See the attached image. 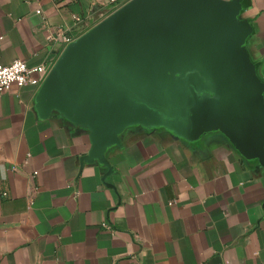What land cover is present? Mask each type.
Segmentation results:
<instances>
[{
  "label": "crops",
  "instance_id": "0c3cea01",
  "mask_svg": "<svg viewBox=\"0 0 264 264\" xmlns=\"http://www.w3.org/2000/svg\"><path fill=\"white\" fill-rule=\"evenodd\" d=\"M127 1L0 0V65L20 58L50 70L63 37ZM242 14L264 81V0ZM41 84L0 97V264H264L257 159L221 131L188 141L138 125L108 149L110 166L88 161L89 130L45 114Z\"/></svg>",
  "mask_w": 264,
  "mask_h": 264
},
{
  "label": "water",
  "instance_id": "95a60500",
  "mask_svg": "<svg viewBox=\"0 0 264 264\" xmlns=\"http://www.w3.org/2000/svg\"><path fill=\"white\" fill-rule=\"evenodd\" d=\"M249 0H129L68 43L38 100L90 132L86 159L132 126L197 141L221 131L264 168V81L247 49Z\"/></svg>",
  "mask_w": 264,
  "mask_h": 264
},
{
  "label": "built area",
  "instance_id": "2783aa9c",
  "mask_svg": "<svg viewBox=\"0 0 264 264\" xmlns=\"http://www.w3.org/2000/svg\"><path fill=\"white\" fill-rule=\"evenodd\" d=\"M38 12L40 11L38 10ZM50 37L53 40L59 38L53 35ZM74 39L73 37H63L66 45ZM49 71V68L45 64L29 66L25 60L20 58L14 59L7 65H0V97L14 84L19 87L28 84L40 85ZM35 73L39 74V76H35ZM4 194L6 195L7 192H4Z\"/></svg>",
  "mask_w": 264,
  "mask_h": 264
}]
</instances>
